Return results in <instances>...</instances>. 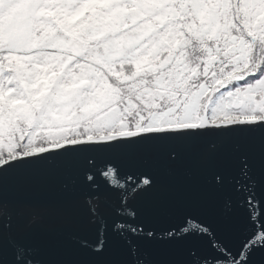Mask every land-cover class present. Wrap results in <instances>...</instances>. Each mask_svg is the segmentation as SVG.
<instances>
[{"label": "snow or ice", "instance_id": "snow-or-ice-1", "mask_svg": "<svg viewBox=\"0 0 264 264\" xmlns=\"http://www.w3.org/2000/svg\"><path fill=\"white\" fill-rule=\"evenodd\" d=\"M226 144L235 150L223 155ZM197 146L206 186L223 193L219 228L232 226L235 200L250 234L232 251L191 219L179 237L186 258L156 264H264V0H0V264H41L25 258L36 241L23 211L3 199L41 162L81 164L89 196L70 240L91 259L48 264H149L145 244L177 234L121 211L127 195L106 208L95 192L154 193L159 172L122 173L124 162L97 157L157 150L175 162Z\"/></svg>", "mask_w": 264, "mask_h": 264}, {"label": "water", "instance_id": "water-1", "mask_svg": "<svg viewBox=\"0 0 264 264\" xmlns=\"http://www.w3.org/2000/svg\"><path fill=\"white\" fill-rule=\"evenodd\" d=\"M245 143L241 141V150L248 147ZM234 150L233 144H226L222 146L221 153L227 155ZM205 153L204 146H197L182 151L181 158L175 162L165 160L157 150L135 152L122 149L97 157L98 164H102L104 159L124 162L122 173H139L153 168L159 172L161 186L154 193L134 195L124 190L111 191L103 187L95 192L106 208L113 207L120 196L127 195L128 207L121 211L131 213L140 209L142 214L138 221L142 226L156 232L158 236L168 232L177 234V241L171 244L159 241L145 244L144 258L149 264H156L161 259L186 258V249L179 237L180 230L191 219L197 223L202 221L205 226L211 225L232 251L240 249L249 236L252 225L247 220L245 209L235 200L231 212L232 226L226 231L219 228L224 215L223 193L211 191L206 186L203 177V169L207 164ZM217 164H222V161L217 160ZM3 199L7 210L14 216L23 211L21 229L25 227L36 241V252L27 253L26 259L41 264L63 259H91L87 254L75 253L70 240L71 231L75 230V226L72 227L73 220L86 210L89 199L81 164L48 165L41 162L23 172L12 185L6 187ZM186 209L189 210L182 212ZM34 215L39 217L35 224L32 222ZM23 234V231H18L16 235L19 237ZM79 235L89 233L80 231ZM90 238H94V230ZM216 243L222 246L220 241ZM116 255L127 259L119 250Z\"/></svg>", "mask_w": 264, "mask_h": 264}]
</instances>
